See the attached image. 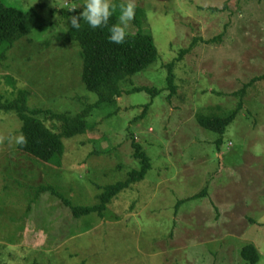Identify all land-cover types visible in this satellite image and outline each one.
I'll return each mask as SVG.
<instances>
[{
    "label": "rangeland",
    "instance_id": "1",
    "mask_svg": "<svg viewBox=\"0 0 264 264\" xmlns=\"http://www.w3.org/2000/svg\"><path fill=\"white\" fill-rule=\"evenodd\" d=\"M2 2L22 12L44 4L38 14L52 22L0 61L4 100L28 91L30 109L69 115L95 104L81 82L79 49L63 37L70 17L61 10H79L85 0ZM133 2L157 61L122 84L115 102L98 104L85 133L62 139L59 166L21 152V121L0 110V264H249L240 255L247 245L264 264V81L247 89L222 136L196 120L228 116L233 93L264 74V0ZM136 31L130 22L127 33ZM176 59L168 98L164 66ZM140 86L158 94L129 92ZM45 124L59 132L57 122ZM133 141L151 168L102 218H75L56 196L38 193L51 188L73 206L95 205L99 187L140 169Z\"/></svg>",
    "mask_w": 264,
    "mask_h": 264
},
{
    "label": "trees",
    "instance_id": "2",
    "mask_svg": "<svg viewBox=\"0 0 264 264\" xmlns=\"http://www.w3.org/2000/svg\"><path fill=\"white\" fill-rule=\"evenodd\" d=\"M44 7V4H39L27 12H22L6 6L0 0V61L6 59L7 53L17 41L27 37L34 30H43L52 26L51 21L38 14V10ZM82 7L72 13L63 10H61V13L69 18L71 15H76L82 11ZM118 15L119 13H116L110 19L109 26L113 23H118ZM142 21L144 22V14L139 10V7H135V17L131 23L137 27V31L133 34L128 33L126 43L123 45L108 41L109 32L107 28L92 29L83 21L79 30L70 26L66 34L63 35L64 42L74 43L79 49V57L82 61V84L86 90L98 96V101L95 104L87 106L81 112L69 115L66 113H54L49 110L30 109L27 105V99L30 94L28 91H19L17 97L8 101H5L3 96L0 95V110L13 112L22 123L21 136L18 143V149L21 152L31 155L43 163L59 166L64 153L62 139L72 138L85 133L87 128L86 119L97 105L105 101L115 102V98L122 94V84L157 61L158 52L153 37L150 32L145 31ZM185 52L181 51L180 57ZM178 60L176 59L164 66L167 71L166 89L169 91L168 98H171L176 93L173 68ZM257 81H264V74L253 78L239 91L233 93V96L237 99V104L228 116L197 115L196 120L199 126L222 136L226 128L234 121L236 115L242 109L247 89ZM129 92H147L152 96L158 94L157 90L145 86L134 87ZM147 108L148 105L144 107L143 115ZM46 120L57 122L59 124V132L47 127L45 124ZM21 137H23V142H21ZM221 142L222 139L220 138L215 143L219 146ZM132 146L135 150L134 156L140 163V169L130 171L123 181L99 187L100 194L97 196L98 202L95 205L73 206L71 201L60 196L51 188H40L38 193L48 191L56 196L75 218L90 214H96L99 218H102L112 199L121 191L142 181L151 168L150 160L142 151L141 145L133 141ZM101 152L105 153L106 151L96 153ZM240 255L249 264H256L259 261V253L253 245L243 247Z\"/></svg>",
    "mask_w": 264,
    "mask_h": 264
},
{
    "label": "clouds",
    "instance_id": "3",
    "mask_svg": "<svg viewBox=\"0 0 264 264\" xmlns=\"http://www.w3.org/2000/svg\"><path fill=\"white\" fill-rule=\"evenodd\" d=\"M76 9H70V12H75ZM118 23H113L109 26L110 19L117 13ZM135 17V3L133 0H128L127 3L117 5L113 0H85L82 11L76 15H71L68 23L71 28L79 30L81 22H86L92 29L107 28L109 35L107 37L110 43L123 45L126 43L128 36L127 28L129 23ZM23 142V137H21Z\"/></svg>",
    "mask_w": 264,
    "mask_h": 264
}]
</instances>
